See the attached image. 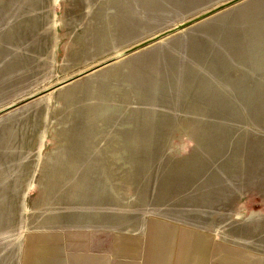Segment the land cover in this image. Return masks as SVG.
Masks as SVG:
<instances>
[{
  "label": "rangeland",
  "instance_id": "1",
  "mask_svg": "<svg viewBox=\"0 0 264 264\" xmlns=\"http://www.w3.org/2000/svg\"><path fill=\"white\" fill-rule=\"evenodd\" d=\"M59 247L264 264V0H0V264Z\"/></svg>",
  "mask_w": 264,
  "mask_h": 264
},
{
  "label": "crops",
  "instance_id": "2",
  "mask_svg": "<svg viewBox=\"0 0 264 264\" xmlns=\"http://www.w3.org/2000/svg\"><path fill=\"white\" fill-rule=\"evenodd\" d=\"M59 241H60V238H59ZM62 254H63V250H62L61 247H59L58 250L57 249L55 250V252L48 253V255H47L48 257L39 258L38 259V262L40 264H51V262H52V264H72L71 262L68 263L66 261V259L63 258Z\"/></svg>",
  "mask_w": 264,
  "mask_h": 264
}]
</instances>
